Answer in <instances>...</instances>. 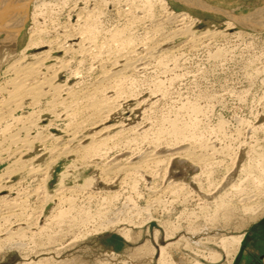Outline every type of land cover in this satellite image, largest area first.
<instances>
[{
    "label": "rangeland",
    "instance_id": "rangeland-1",
    "mask_svg": "<svg viewBox=\"0 0 264 264\" xmlns=\"http://www.w3.org/2000/svg\"><path fill=\"white\" fill-rule=\"evenodd\" d=\"M204 1L216 8L232 9L239 16L264 9V0ZM170 2L176 11L191 13L197 20L198 30L223 28L229 20L219 12ZM35 6L36 3L29 4V16L18 35L19 50L25 47L32 33ZM113 10H109V17L102 18L104 29L100 30L105 34L100 33L95 39L98 49L94 46L96 52H93L98 53L97 56L57 53L71 68L67 65V69L57 72L56 82H66L74 95L72 93L65 102H55L60 105L47 103L49 98H43L38 104L23 107L17 114L25 118L15 122L18 126L10 125L9 130L14 132L23 125L27 128L29 120L34 121L39 125L32 122L36 133H55L62 139L50 140L52 137L40 132L36 140L34 134L30 137L24 128L25 132L18 136L21 139L15 137L17 141H8L9 146L13 143L9 148L5 146L9 152L1 154L0 175L6 168L18 165L15 162L20 158V165H25L22 170L12 172L5 191L0 193L4 195L13 190L16 202L18 199L24 204L11 210L0 206V239L3 241L0 242V264H234L239 245L232 244L228 238L242 237L264 215V27L256 31L235 21L230 34L242 33L241 36L201 39L195 45L187 39H174L165 48L161 46L141 57L147 56L142 61L136 51L131 53L129 60L133 58L135 65L124 67L119 56L124 59L127 47H138L143 54L146 53L143 52L145 42L156 45L152 44L153 39H143L146 34L142 27H124L125 20ZM66 12L60 16L62 21L66 20ZM46 14L56 16V13ZM117 26L126 28L125 35L133 38L124 42L125 39H120L123 36L114 32ZM111 29L116 37L110 36ZM4 37L1 34L0 45ZM117 37L120 40L117 41ZM123 42L128 46L125 45L120 55ZM34 52H28V61ZM117 69L122 73L116 74ZM115 75L120 76V80ZM94 102H99L96 103L100 105L98 109ZM94 120L99 124L96 128L91 124ZM66 124L71 127L67 129ZM26 134L29 136H24ZM92 134H96V141L105 140L103 146L108 150V160L118 155L138 160L142 156L150 158L153 153L164 161L167 159L163 164L146 165L144 171L130 174L132 177L122 173L123 176L110 175L103 179L105 176L95 166L87 165L92 157L81 150L91 141ZM20 143L28 144L22 153L17 152L22 146ZM71 149L82 153L69 151ZM178 150L181 153L173 158L170 154ZM33 165L38 172L30 169ZM146 167L150 168L146 171ZM47 168L51 172L44 185L40 179L47 175L39 172ZM62 177L63 185L58 187ZM88 178L96 180L94 191L90 190L95 196L90 198L85 195L87 189L76 186ZM176 184L190 188L195 200L185 201L184 192L169 190ZM61 190L65 191L64 197L55 199V194ZM255 194L259 196L254 198ZM242 195L251 197L248 201L238 200ZM221 198L224 204L229 202L228 207L225 204L215 211L216 202H221ZM246 203L249 211L244 207ZM18 230L23 234L17 235ZM10 232L17 233L13 236Z\"/></svg>",
    "mask_w": 264,
    "mask_h": 264
},
{
    "label": "bare ground",
    "instance_id": "bare-ground-1",
    "mask_svg": "<svg viewBox=\"0 0 264 264\" xmlns=\"http://www.w3.org/2000/svg\"><path fill=\"white\" fill-rule=\"evenodd\" d=\"M172 0H0V36L1 34H4L5 37L2 39L1 41V45H0V157L1 154L5 152H9L8 148L13 144H10L9 146V142L8 141H13L16 139H18L19 133L24 131L26 127L23 128L24 123H21L23 126L22 127H17L16 130L14 132H11L10 130V125L15 123V122H19L21 119L25 118L22 115H18V110L22 109L23 107L26 106H31V105H35L38 104L41 99L43 98H49L48 102H56L61 100L59 103L65 102L64 100H67V98L69 99V96L71 97L73 90L71 91L70 88L71 86L66 87V82L65 84H60L57 83L56 81L58 80V75L57 72H61V69H67V67L69 66L65 59L61 56H58L57 53L58 52H63L64 54L67 53H81V54H92L94 53V46L96 47V40L99 38V34L103 33L102 29H104L103 27V20L106 16H108V12L109 10H113L115 9L119 15V18H123L125 20L126 23H122L124 24V27H128L129 26H133L135 29V26H140V28L142 27L145 31L144 33L146 34L144 36L143 39H153V43L154 45H150L149 42H145L146 46L144 47L143 53L141 54L140 51L137 50V48L134 49L133 46H129L127 47V51L126 55H124V59L123 57H120V60L123 61V66L128 67V66H132L134 63H132V59L129 60L130 58V54L135 52L141 60L146 58L147 56L143 57L146 54H150V52L154 51V50H159V48H161V46H167L170 42H172L174 39H187L188 42L191 44H196L198 43L201 39H218V38H223L226 37L228 35H237V36H241L242 33H237V34H230V31L232 29L235 28V21L240 23L241 25L245 26V27H249L253 30H262L264 27V15H262L261 13L264 14V9L263 10H258L257 13L255 14H250V15H242L239 16L237 14H235L232 9L230 10H226V9H221L219 7H214L212 5H210L208 2L204 1V0H174L176 2H180V3H185L189 6L198 8V9H202L205 11H212V12H219L222 13L224 15H226L229 20H227L223 26V28L219 27V28H208L206 30H198L197 28L199 27L197 20H195L194 16L187 12V11H176L175 8L173 7V5L171 4ZM33 2L36 3L35 6V11H34V16L32 18H34V26H33V30L32 33L30 34V38L27 42V44L25 45V47L22 50H19V39H18V35L21 34V30L23 28L24 22L26 20V18L29 16L28 12H29V4ZM66 12V20L62 21L60 19L61 14ZM114 11V10H113ZM51 12L56 13V16H52L51 14L48 16L46 13ZM111 12V11H110ZM117 15V14H116ZM261 15V16H260ZM109 17V16H108ZM106 19V18H105ZM109 19V18H108ZM107 19V20H108ZM123 21V20H122ZM262 21V22H261ZM119 22V21H118ZM100 25L102 26L100 28ZM129 25V26H127ZM110 27V26H109ZM123 27V26H122ZM121 28L119 26H117L116 31L117 35L119 37L123 36L120 39H125L124 42L127 43V39H131L133 37H129L128 35L126 36L125 34V29L126 28ZM106 28V27H105ZM116 28V27H115ZM102 31H101V30ZM114 30V28H112ZM110 30V36H112V32L113 30ZM130 29V28H129ZM107 32V31H105ZM128 32V31H127ZM108 33V32H107ZM130 33V32H129ZM105 34V33H103ZM115 34V33H114ZM132 34V33H131ZM117 35H113V36H117ZM112 36V37H113ZM236 36V37H237ZM114 37V38H115ZM119 37H117V41L119 39ZM104 38V37H103ZM106 38V37H105ZM47 39V40H46ZM110 39H112L110 37ZM119 39V40H120ZM224 39V38H223ZM115 41V40H114ZM130 41V40H129ZM128 41V42H129ZM204 41V40H203ZM121 43L124 45L123 51L120 53V55H123L124 49H125V45L128 46V44L125 43ZM101 44V43H100ZM130 44V43H129ZM187 44V43H186ZM98 45V44H97ZM131 45H133L131 43ZM102 46V44H101ZM135 46V45H134ZM98 49V47H96ZM165 48V47H164ZM122 49V48H121ZM141 49V48H140ZM34 50L35 52L32 54L31 60L28 61V52ZM142 50V49H141ZM168 50V49H167ZM120 51V50H119ZM138 51V52H137ZM173 50H171L172 52ZM96 52V51H95ZM116 52V51H115ZM171 52H169L171 54ZM134 53V54H135ZM154 53V52H153ZM152 53V54H153ZM174 53V52H172ZM59 54V53H58ZM76 54V55H77ZM98 55V53H94V56ZM133 54V55H134ZM93 55V54H92ZM119 55V54H118ZM72 56V54L70 55ZM79 56V55H78ZM135 56V55H134ZM150 56V55H148ZM66 57V55L64 56ZM69 57V56H68ZM77 57V56H76ZM75 57V59H76ZM132 57V56H131ZM67 58V57H66ZM74 58V57H73ZM72 58V59H73ZM84 59V57H81ZM94 58V57H93ZM122 58V59H121ZM30 59V58H29ZM86 59V58H85ZM119 59V58H117ZM135 59V58H134ZM137 59V60H138ZM135 60V61H137ZM70 61V59H69ZM74 61V60H71ZM82 61V60H81ZM79 61V62H81ZM134 61V62H135ZM142 61V60H141ZM117 62V61H116ZM120 62V61H118ZM138 62V61H137ZM135 62V63H137ZM140 62V61H139ZM115 63V60H114ZM70 64V63H69ZM113 64V63H112ZM120 64V63H119ZM68 65V66H67ZM80 65V63H79ZM118 65V64H117ZM135 65V64H134ZM73 66V65H72ZM102 66V65H101ZM112 66V65H111ZM121 66V65H120ZM141 67V66H140ZM69 68H71L69 66ZM74 68V67H73ZM106 68V67H105ZM119 68V67H118ZM122 68V67H121ZM131 68V67H130ZM126 69V68H125ZM146 69V68H145ZM78 70V69H77ZM119 72H117L116 70L114 71L116 74H120V72L122 73L121 69H117ZM129 70V69H128ZM74 71V70H72ZM79 72V70H78ZM110 72V71H109ZM107 72V73H109ZM127 72V71H126ZM67 73V72H66ZM81 73V72H80ZM114 73V74H115ZM63 74V73H62ZM110 74V73H109ZM124 74V73H123ZM122 74V75H123ZM69 75V74H68ZM71 75H73L71 73ZM77 75V72L76 74ZM79 75V74H78ZM105 75V74H104ZM111 75V74H110ZM70 76V75H69ZM80 76V75H79ZM109 76V75H108ZM116 76V75H115ZM78 77V76H77ZM117 77V76H116ZM120 76H118L117 78L120 80L119 78ZM124 77V76H123ZM68 78V77H67ZM105 78V76H104ZM104 78L102 79V82L104 80ZM110 78V76H109ZM83 79V78H82ZM113 79V78H112ZM110 79V80H112ZM67 80V79H66ZM107 80V77H106ZM109 80V79H108ZM115 80V79H114ZM101 81V80H100ZM122 81V80H121ZM107 82V81H106ZM115 82V81H114ZM93 83V82H92ZM110 83V82H109ZM108 83V84H109ZM111 84V83H110ZM117 84H119L117 82ZM68 85V84H67ZM100 85V84H99ZM106 85V84H105ZM113 85V84H112ZM103 86V85H102ZM79 87V86H78ZM112 87V86H111ZM76 88V87H75ZM81 88V87H80ZM94 88V87H93ZM113 88V87H112ZM85 89V88H84ZM103 89V88H102ZM109 89V88H108ZM124 89V88H123ZM87 90V89H86ZM114 90V89H113ZM122 90V89H121ZM75 91V90H74ZM80 91V90H79ZM98 92V91H97ZM96 92V93H97ZM118 92V91H117ZM95 93V94H96ZM76 94V93H75ZM90 94V93H89ZM94 93H91L90 95H93ZM74 95V93H73ZM72 95V96H73ZM78 95V94H77ZM80 96V95H79ZM95 96V95H94ZM75 97V96H74ZM72 97V98H74ZM92 97V96H91ZM82 98V97H81ZM89 98V96H88ZM87 98V100H88ZM95 98V97H94ZM110 98V97H107ZM106 98V99H107ZM113 98V97H112ZM75 99V98H74ZM86 99V98H85ZM93 99V98H92ZM46 100V99H45ZM73 100V99H72ZM71 100V101H72ZM94 100H98V99H94ZM110 100V99H109ZM101 101V100H100ZM103 101V99H102ZM68 102V101H67ZM46 103V102H45ZM57 103V104H59ZM95 103V102H94ZM99 103V102H96ZM96 103L94 104L97 108ZM105 103V102H104ZM107 103V102H106ZM115 103V102H114ZM55 103V105H57ZM65 104V103H64ZM71 104V103H69ZM87 104V103H86ZM108 104V103H107ZM51 105V104H50ZM54 105V106H55ZM60 105V104H59ZM62 105V104H61ZM68 105V104H67ZM66 105V106H67ZM103 107H107V105L103 104ZM49 106V105H48ZM65 106V105H64ZM65 106V107H66ZM100 106V105H99ZM108 106H110V104H108ZM33 107V106H32ZM63 107V105H62ZM78 107V106H77ZM92 108H94L93 106H91ZM102 107V108H103ZM105 107V108H106ZM111 107V106H110ZM34 108V107H33ZM109 108V107H108ZM65 109V108H64ZM98 109V108H97ZM101 108H99L100 110ZM104 109V108H103ZM102 109V110H103ZM66 110V109H65ZM95 110V109H92ZM37 111V110H36ZM67 111V110H66ZM108 111H110L108 109ZM34 112V111H33ZM38 112V111H37ZM101 112V111H100ZM103 112H106L103 110ZM55 113V112H53ZM94 113V112H93ZM61 114V113H60ZM64 114H67L66 112ZM99 114V113H98ZM104 114V113H103ZM55 115V114H54ZM70 115V114H69ZM93 115V114H92ZM97 115V113H96ZM102 115V113L100 114ZM30 116L32 117V113L30 114ZM34 116V115H33ZM39 116V114H38ZM60 116V115H59ZM58 116V117H59ZM63 116V115H61ZM66 116V115H65ZM95 116V115H94ZM103 116V115H102ZM30 117V118H31ZM97 117V116H96ZM106 117V116H104ZM60 118V117H59ZM101 118V116H100ZM28 119V118H27ZM37 119V118H34ZM32 119V120H34ZM38 120V119H37ZM96 120V119H95ZM92 121L91 124H94L95 126L92 127H97L99 124H96V122ZM99 119H97L98 121ZM101 120V119H100ZM106 120V119H105ZM25 121V120H24ZM27 121V120H26ZM25 121V122H26ZM28 122V121H27ZM30 123H28L29 125L26 128V133H28L31 137V135H33V138L35 137H39L41 134H43L41 131V134L39 135L38 131L37 133L33 130L34 126L32 124V122L34 121H30ZM34 122V125H36ZM71 123V122H70ZM89 123V124H90ZM99 123V122H98ZM9 124V125H8ZM16 124V123H15ZM69 124V123H68ZM104 124V123H103ZM17 125V124H16ZM51 125V124H50ZM101 125V124H100ZM13 126V125H12ZM18 126V125H17ZM36 126H39L38 124ZM35 126V128H36ZM80 126V125H79ZM48 127V126H47ZM67 127V124H66ZM69 128L71 126H68ZM67 127V129H68ZM85 127V126H84ZM107 126H105L106 128ZM52 128V127H51ZM104 128V130H105ZM10 129V130H9ZM24 129V130H23ZM44 129V128H43ZM65 129V128H64ZM120 129V128H119ZM36 130V129H35ZM49 130V129H48ZM93 130V129H92ZM101 129H99L100 131ZM65 131V130H64ZM103 131V130H102ZM106 131V130H105ZM25 132V131H24ZM44 132V131H43ZM67 132V131H66ZM52 133V132H50ZM65 133V132H63ZM77 133V132H76ZM97 133V132H95ZM178 133V132H176ZM23 134V133H22ZM25 134V133H24ZM62 134V133H61ZM68 134V133H67ZM98 134V133H97ZM181 134V133H180ZM28 135V136H29ZM39 135V136H37ZM44 135V134H43ZM47 135V134H45ZM44 135V136H45ZM52 135V136H51ZM51 135H47L48 138L52 137L50 140L52 139H58L61 136H59L58 134H51ZM73 135V134H72ZM96 134H92L91 138H90V142L84 144L81 148V150H83V153H85V155H88L89 157L91 156L92 158L89 160V162H91L90 164L87 165H93L96 167L97 170H99L105 177L103 179L108 178L110 175H118V174H122L124 173L125 176L129 175L132 173H136L137 171H144V167L146 165L152 164L151 166H153V164L155 165H159V164H163L164 159H161L159 156H157L156 154H152L147 158V156H142V158L135 160V157H126L123 158L121 156L118 155V157L116 159H110L108 160V156H106L108 154V150L105 149V147L103 145L106 144L105 140H100V141H96L94 140ZM113 135V134H112ZM120 135V134H119ZM24 136H27L24 135ZM27 136V137H28ZM74 136V135H73ZM90 137V135H87ZM42 137V136H41ZM40 137V139H41ZM66 137V136H65ZM68 137V136H67ZM100 137V135H99ZM111 137V136H109ZM43 138V137H42ZM88 138V137H87ZM93 138V139H92ZM113 138V137H112ZM111 138V139H112ZM122 138V137H121ZM21 139V138H20ZM18 139V140H20ZM26 139V138H25ZM47 139V138H46ZM62 139V137H61ZM64 139V138H63ZM98 139V138H97ZM23 140V139H22ZM32 140V139H31ZM35 140V139H34ZM37 140V138H36ZM39 140V139H38ZM43 140V139H41ZM41 140H39L41 142ZM72 140V139H70ZM17 141V140H15ZM33 141V140H32ZM54 141V140H53ZM57 141V140H56ZM130 141V140H129ZM21 142V141H20ZM26 142L27 141L26 139ZM46 144V141H43V144ZM61 142V141H60ZM126 142V141H125ZM135 142V141H134ZM17 143V142H16ZM22 143V142H21ZM20 143V144H21ZM32 143V142H30ZM37 143V142H36ZM52 143V142H51ZM56 143V142H55ZM54 143V144H55ZM69 143V141H68ZM6 144L8 145L7 147ZM52 144V145H54ZM128 144V143H127ZM16 145V144H15ZM22 146L17 148V152H21L25 150V147L28 145L26 143L21 144ZM51 145V146H52ZM64 145V143H63ZM66 145V144H65ZM18 146V144L16 145ZM46 147V145H44ZM50 146V144L48 145ZM58 146V145H57ZM62 146V145H60ZM130 146V145H129ZM44 147V148H45ZM56 146H54L53 148L55 149ZM59 147V146H58ZM64 147V146H63ZM66 147V146H65ZM64 147V150H65ZM68 147V145H67ZM47 148V147H46ZM62 148V147H61ZM78 148V147H77ZM104 148V149H103ZM16 149V147H15ZM29 149V148H27ZM31 149V148H30ZM51 149V148H50ZM50 149H48L50 151ZM63 149V148H62ZM112 149H114L112 147ZM14 150V149H13ZM32 150V149H31ZM57 150V149H56ZM111 150V149H110ZM12 151V150H11ZM16 151V150H15ZM27 151V150H26ZM55 150H52V152H54ZM69 151H75L77 152H81L78 149H71ZM182 151V150H181ZM187 151V150H186ZM206 151V150H205ZM7 152V153H8ZM51 152V154H52ZM115 152V151H114ZM194 152V151H193ZM15 153V152H14ZM69 153V152H68ZM82 153V152H81ZM140 153V152H139ZM181 153L179 150L176 152H172V154L170 155H174V157L177 156V154ZM186 153V152H185ZM54 154V153H53ZM124 154V153H123ZM165 154V153H163ZM176 154V155H175ZM184 154V153H183ZM188 154V153H187ZM193 154V153H192ZM6 155V154H5ZM21 155V154H20ZM59 155V154H58ZM57 155V156H58ZM83 155V154H82ZM147 155V154H146ZM191 155V154H190ZM196 155V154H195ZM201 155V154H200ZM204 155V154H203ZM12 156V154H11ZM18 156V155H17ZM60 156V155H59ZM58 156V157H59ZM81 156V154H80ZM87 156V157H88ZM5 157V156H4ZM86 157V156H85ZM170 157V156H169ZM194 157V156H193ZM196 157V156H195ZM194 157V158H195ZM9 158V157H8ZM6 158V159H8ZM15 158V157H14ZM20 158V156H19ZM199 158V157H198ZM202 158V157H200ZM205 158V157H204ZM21 159V158H20ZM19 159V160H20ZM31 159V158H30ZM33 159V158H32ZM167 159V158H166ZM165 159V161H166ZM169 160L172 159L168 158ZM18 160V161H19ZM22 160V159H21ZM202 160V159H201ZM200 160V161H201ZM16 161V160H15ZM15 162V164L17 163L18 165L13 166L14 168H6V170L4 171L3 174L0 175V193H2L3 191H5L7 185L6 183L9 182V177H11L12 172H16L15 170H18L21 168V170L24 168L25 163L21 164V162ZM51 161V160H50ZM103 163H102V162ZM164 161V162H165ZM214 161V160H213ZM88 162V161H87ZM14 163V161H13ZM12 163V164H13ZM50 164V163H48ZM52 164V163H51ZM50 164V165H51ZM10 165V164H9ZM30 165L31 162H30ZM35 165V164H34ZM31 166V170L38 172V169L36 167ZM19 166V167H18ZM36 166V165H35ZM43 166V165H42ZM45 166V165H44ZM23 167V168H22ZM47 167V166H46ZM41 168V167H39ZM49 168V167H48ZM48 168L47 171L43 172H39V173H43V174H48L51 171L48 172ZM146 167V171H147ZM150 168V167H149ZM148 168V169H149ZM30 170V171H31ZM53 170V169H52ZM38 173V174H39ZM139 173V172H138ZM33 174V173H32ZM147 174V173H146ZM30 175V174H29ZM51 175V174H50ZM64 175V173L62 174V176ZM135 175V174H134ZM36 176V174H35ZM42 176V175H41ZM65 176V175H64ZM123 176V174L121 175ZM124 176V178H125ZM40 177V175H39ZM48 175L44 177H42L40 180L43 181L44 185L48 182ZM132 177V176H131ZM112 178V176H111ZM110 178V179H111ZM95 179V178H94ZM93 178H88L84 181L83 184L80 185H76L77 187H79L82 190L87 189V193L85 194L86 197H93L94 194H92V189L93 187H96L95 181ZM129 181L130 178L128 177ZM64 182V178L62 177L61 182L59 184L58 187H62ZM155 183V182H154ZM20 185V184H19ZM157 186V185H156ZM9 187V186H8ZM11 187V186H10ZM98 187V186H97ZM155 187V186H154ZM134 188V187H133ZM151 188H153L151 186ZM149 188V189H151ZM157 188V187H156ZM155 188V189H156ZM169 188V187H168ZM62 189V188H61ZM98 189V188H97ZM159 189V188H158ZM157 189V190H158ZM171 189V191L174 190L179 191V192H184V200H195L194 196L192 195L190 188L185 187V185H179L176 184L174 186H171L169 188V190ZM187 189V190H185ZM43 190V189H42ZM46 190V189H45ZM65 190V189H64ZM64 190L59 191L58 193H56L55 195V199H60L64 197ZM96 190V188H95ZM161 190V189H160ZM165 190V189H164ZM167 189V191H169ZM185 190V191H184ZM8 191V190H7ZM13 191V190H12ZM12 191L8 194H4V195H0V206H6L7 208H10L9 210L13 209L14 206H19L21 205L22 201H18L16 202V194L12 195ZM68 191V190H67ZM81 191V190H80ZM152 191H156V190H152ZM241 191L243 192V190L241 189ZM170 192V191H169ZM240 192V190H239ZM241 192V194H242ZM246 192V191H244ZM243 192V193H244ZM161 193V192H160ZM166 193V191H165ZM172 193V192H171ZM39 194V193H38ZM155 194V193H153ZM164 194V191H163ZM162 194V195H163ZM180 194V193H179ZM245 194V193H244ZM248 193L246 192V195ZM84 195V194H83ZM158 195V194H157ZM249 195V194H248ZM257 194L253 195L254 198ZM30 196V195H29ZM58 196V197H57ZM95 196V195H94ZM104 196V195H103ZM102 196V197H103ZM159 199H160V195ZM242 195L241 199L238 200H244V199H250V196H245ZM259 196V195H257ZM47 197V196H46ZM54 197V196H53ZM157 197V196H156ZM164 197V196H163ZM162 197V198H163ZM18 198V196H17ZM67 198V197H66ZM21 199V198H20ZM27 199V198H26ZM73 199V198H72ZM179 199V198H178ZM221 198V202H216V210L222 208L225 206L224 202L225 200ZM252 199V198H251ZM47 200V199H46ZM74 200V199H73ZM105 200V197H104ZM161 200V199H160ZM183 200V202H184ZM233 200V199H231ZM237 200V201H238ZM253 200V199H252ZM156 201V200H154ZM157 201L159 202L158 198ZM156 201V202H157ZM230 201V200H229ZM248 201V200H247ZM24 202V201H23ZM64 202V201H63ZM69 203V202H68ZM228 203L227 202V207H228ZM253 203V202H252ZM250 203V204H252ZM26 204V203H25ZM47 204V203H46ZM130 204V203H129ZM231 204V203H230ZM24 205V204H23ZM21 205V206H23ZM42 205V204H41ZM245 209L247 211L250 210L249 205L246 203L244 204ZM0 207V214L2 213ZM199 207V206H197ZM230 207V206H229ZM258 207V206H257ZM6 208V209H7ZM17 208V207H16ZM20 208V207H19ZM18 208V210H19ZM203 208V207H202ZM205 208V206H204ZM255 208V207H254ZM253 208V211H254ZM3 209V208H2ZM206 209V208H205ZM205 209H203L205 211ZM229 209V208H228ZM15 210V209H14ZM38 210V209H37ZM201 210V208H200ZM232 210V209H231ZM230 210V211H231ZM5 211V210H4ZM3 211V213H4ZM7 211V212H6ZM6 213H9L10 211L6 210ZM16 211V210H15ZM229 211V212H230ZM33 212V211H32ZM35 212V211H34ZM228 212V211H226ZM12 213H14V211H12ZM22 213V212H21ZM216 213V212H215ZM214 213V214H215ZM11 214V213H10ZM20 214V213H19ZM61 214V213H60ZM7 215V214H4ZM3 215V216H4ZM59 215V214H58ZM194 215V212H193ZM14 216V215H13ZM17 216V215H16ZM41 216V215H40ZM61 216V215H60ZM0 217L2 218V216L0 215ZM23 217V216H22ZM21 217V218H22ZM53 217V216H52ZM4 218V217H3ZM11 218V217H9ZM34 218V217H33ZM118 218V217H116ZM24 219V218H23ZM39 219V218H38ZM129 219V218H128ZM5 220V219H4ZM7 220V219H6ZM29 220V219H28ZM30 221V220H29ZM28 223V222H26ZM37 223V222H36ZM25 224V223H24ZM19 225V224H18ZM22 225V224H21ZM33 225V224H32ZM40 225V224H39ZM13 226V225H12ZM31 226V225H30ZM10 227V226H9ZM15 227V226H14ZM24 227V226H23ZM39 227V226H38ZM21 228V227H20ZM40 228V227H39ZM22 229V228H21ZM42 229V228H41ZM11 230V229H10ZM9 230V231H10ZM25 230V229H24ZM28 230V229H27ZM17 231V230H16ZM19 233L21 230H18ZM7 232V231H6ZM13 234H16L15 232H10ZM12 234H10L12 236ZM23 234V233H22ZM31 234V233H30ZM9 235V236H10ZM47 235V234H46ZM1 236V235H0ZM6 236V235H5ZM8 238V236H6ZM5 237H3L4 239ZM6 238V239H7ZM9 239V238H8ZM228 240L230 242H232V244L235 245H239L242 241V237H229ZM2 240L0 239V242ZM3 242V241H2ZM1 242V243H2Z\"/></svg>",
    "mask_w": 264,
    "mask_h": 264
},
{
    "label": "crops",
    "instance_id": "crops-1",
    "mask_svg": "<svg viewBox=\"0 0 264 264\" xmlns=\"http://www.w3.org/2000/svg\"><path fill=\"white\" fill-rule=\"evenodd\" d=\"M234 264H264V215L242 236Z\"/></svg>",
    "mask_w": 264,
    "mask_h": 264
}]
</instances>
